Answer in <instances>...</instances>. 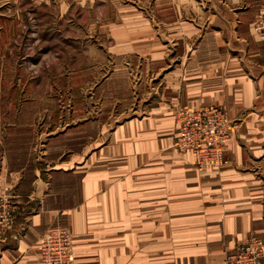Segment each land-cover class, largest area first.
<instances>
[{"label": "crops", "instance_id": "0c3cea01", "mask_svg": "<svg viewBox=\"0 0 264 264\" xmlns=\"http://www.w3.org/2000/svg\"><path fill=\"white\" fill-rule=\"evenodd\" d=\"M95 3L114 10L101 28L122 60L106 84L135 71L144 90L63 129L25 125L0 96V211L14 217L0 264H40L55 227L71 230L75 264H227L249 238L264 241V0L81 7ZM209 106L232 124L222 169L175 148L179 113Z\"/></svg>", "mask_w": 264, "mask_h": 264}, {"label": "rangeland", "instance_id": "374dc122", "mask_svg": "<svg viewBox=\"0 0 264 264\" xmlns=\"http://www.w3.org/2000/svg\"><path fill=\"white\" fill-rule=\"evenodd\" d=\"M81 6V0H0V96L17 100L25 125L76 127L81 112L96 122L104 101L130 91L138 98L144 90L135 71L130 80L115 75L106 84L122 61L108 53L111 41L101 28L114 10Z\"/></svg>", "mask_w": 264, "mask_h": 264}, {"label": "built area", "instance_id": "2783aa9c", "mask_svg": "<svg viewBox=\"0 0 264 264\" xmlns=\"http://www.w3.org/2000/svg\"><path fill=\"white\" fill-rule=\"evenodd\" d=\"M258 29L264 30V17ZM232 124L225 110L218 106L203 107L195 111L182 110L177 118L175 148L182 154H192L200 169H222L229 165L227 147L232 140ZM10 210L0 211V235L13 226ZM40 264H75L73 235L69 228L55 227L40 242ZM264 258V241L251 237L227 257V264H259Z\"/></svg>", "mask_w": 264, "mask_h": 264}]
</instances>
